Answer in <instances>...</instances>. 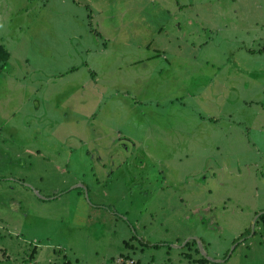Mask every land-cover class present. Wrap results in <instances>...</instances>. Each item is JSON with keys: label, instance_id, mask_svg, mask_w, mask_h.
<instances>
[{"label": "rangeland", "instance_id": "374dc122", "mask_svg": "<svg viewBox=\"0 0 264 264\" xmlns=\"http://www.w3.org/2000/svg\"><path fill=\"white\" fill-rule=\"evenodd\" d=\"M0 43V264H264V0H0Z\"/></svg>", "mask_w": 264, "mask_h": 264}, {"label": "trees", "instance_id": "16d2710c", "mask_svg": "<svg viewBox=\"0 0 264 264\" xmlns=\"http://www.w3.org/2000/svg\"><path fill=\"white\" fill-rule=\"evenodd\" d=\"M9 57V52L7 49L4 47L2 43H0V71L2 70L6 60ZM254 222H258L261 228V234L263 236V241H264V211L261 212L255 219ZM196 249V248H195ZM206 259L203 256H200L196 259L197 262H204ZM123 262V261H122ZM119 262V263H122Z\"/></svg>", "mask_w": 264, "mask_h": 264}, {"label": "water", "instance_id": "95a60500", "mask_svg": "<svg viewBox=\"0 0 264 264\" xmlns=\"http://www.w3.org/2000/svg\"><path fill=\"white\" fill-rule=\"evenodd\" d=\"M84 192H85V188H84ZM261 212H263V211H259V212H257V213L254 215V217L252 218V223H251V225H253V223H254L256 217H257ZM193 239H195V241H196V243H197V247L200 249L201 254L203 255V257H205L206 259H209V257H207V256L204 254V252H202V250H201V248H200V244H199L198 239L195 238V237H193Z\"/></svg>", "mask_w": 264, "mask_h": 264}, {"label": "built area", "instance_id": "2783aa9c", "mask_svg": "<svg viewBox=\"0 0 264 264\" xmlns=\"http://www.w3.org/2000/svg\"><path fill=\"white\" fill-rule=\"evenodd\" d=\"M116 261H117V262H121V258L119 257ZM127 262H128V263H132L131 260H128Z\"/></svg>", "mask_w": 264, "mask_h": 264}]
</instances>
